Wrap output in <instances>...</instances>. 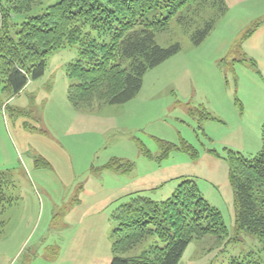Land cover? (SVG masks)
Returning <instances> with one entry per match:
<instances>
[{"label": "rangeland", "instance_id": "374dc122", "mask_svg": "<svg viewBox=\"0 0 264 264\" xmlns=\"http://www.w3.org/2000/svg\"><path fill=\"white\" fill-rule=\"evenodd\" d=\"M39 1L12 22L60 0ZM214 2L201 12L213 29L200 45L176 20L158 35L181 50L147 72L127 103H70L67 67L78 44L52 51L44 74L29 75L19 93L0 84V177L13 199L0 216V264H111L114 211L138 196L166 200L185 179L197 182L229 234L194 239L178 264H264V243L237 229L227 160V151L255 158L264 144V0ZM113 158L132 169L99 170Z\"/></svg>", "mask_w": 264, "mask_h": 264}, {"label": "trees", "instance_id": "16d2710c", "mask_svg": "<svg viewBox=\"0 0 264 264\" xmlns=\"http://www.w3.org/2000/svg\"><path fill=\"white\" fill-rule=\"evenodd\" d=\"M39 3L0 0V84L5 90L19 93L29 75L44 74L52 51L78 44L79 58L67 67V75L73 80L68 99L76 109L94 110L134 99L147 72L180 52L179 42L162 46L158 41V35L167 32L173 20L192 32L195 45L203 43L213 29V20L203 19L201 12L215 2L60 0L20 25L12 22ZM158 12L166 15L148 18L149 13ZM15 26L18 29L14 37L11 28ZM165 144V152L173 148V144ZM227 160L235 193L237 229L257 235L264 243V144L255 158L227 151ZM107 169L128 172L132 164L113 158L99 167ZM2 179L0 216L13 202L5 194ZM112 219L117 226L112 235L111 264H178L194 239L211 235L223 240L229 234L220 211L203 197L192 179L183 180L172 197L163 201L132 198L114 211ZM4 226L0 220V232ZM152 238L159 241L146 246ZM229 264L261 263L234 258Z\"/></svg>", "mask_w": 264, "mask_h": 264}, {"label": "crops", "instance_id": "0c3cea01", "mask_svg": "<svg viewBox=\"0 0 264 264\" xmlns=\"http://www.w3.org/2000/svg\"><path fill=\"white\" fill-rule=\"evenodd\" d=\"M172 58H173V57H172ZM170 59H171V58H170ZM170 59H169V60H170ZM167 61H168V60H167Z\"/></svg>", "mask_w": 264, "mask_h": 264}]
</instances>
